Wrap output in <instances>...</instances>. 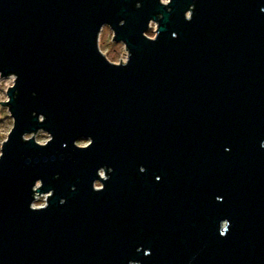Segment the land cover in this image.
I'll use <instances>...</instances> for the list:
<instances>
[{
    "label": "water",
    "instance_id": "95a60500",
    "mask_svg": "<svg viewBox=\"0 0 264 264\" xmlns=\"http://www.w3.org/2000/svg\"><path fill=\"white\" fill-rule=\"evenodd\" d=\"M0 76V264H264V0H0Z\"/></svg>",
    "mask_w": 264,
    "mask_h": 264
},
{
    "label": "rangeland",
    "instance_id": "374dc122",
    "mask_svg": "<svg viewBox=\"0 0 264 264\" xmlns=\"http://www.w3.org/2000/svg\"><path fill=\"white\" fill-rule=\"evenodd\" d=\"M163 3H168L170 0H162ZM157 23L153 22L151 28L146 33V35L151 38H156ZM113 40V32L110 28L104 27L100 39L99 47L102 53L107 57L112 63L120 64L127 62L128 52L123 44H116ZM112 41V42H111ZM14 84V77L2 78L0 76V96L5 97V99H0V102H6L8 100L7 91ZM13 128V119L11 118L8 108L6 106H1L0 104V155L1 148L4 141L7 139ZM33 135L27 136L26 138H32ZM35 139L39 144L45 145L49 140L50 136L44 132H39L35 135ZM90 145V141H81L78 142V146L87 147ZM102 177H106L104 171L101 173ZM40 187V186H38ZM96 188H102L100 183H96ZM47 195H41L37 197L33 207L34 208H43L46 206Z\"/></svg>",
    "mask_w": 264,
    "mask_h": 264
},
{
    "label": "clouds",
    "instance_id": "9594fccd",
    "mask_svg": "<svg viewBox=\"0 0 264 264\" xmlns=\"http://www.w3.org/2000/svg\"><path fill=\"white\" fill-rule=\"evenodd\" d=\"M0 99H5V97H3V96H0Z\"/></svg>",
    "mask_w": 264,
    "mask_h": 264
},
{
    "label": "built area",
    "instance_id": "2783aa9c",
    "mask_svg": "<svg viewBox=\"0 0 264 264\" xmlns=\"http://www.w3.org/2000/svg\"><path fill=\"white\" fill-rule=\"evenodd\" d=\"M37 200V199H36Z\"/></svg>",
    "mask_w": 264,
    "mask_h": 264
}]
</instances>
